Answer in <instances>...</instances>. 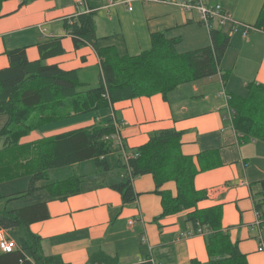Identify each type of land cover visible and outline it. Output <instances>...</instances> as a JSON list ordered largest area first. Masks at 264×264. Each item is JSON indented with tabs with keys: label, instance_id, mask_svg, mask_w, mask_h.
<instances>
[{
	"label": "crops",
	"instance_id": "1",
	"mask_svg": "<svg viewBox=\"0 0 264 264\" xmlns=\"http://www.w3.org/2000/svg\"><path fill=\"white\" fill-rule=\"evenodd\" d=\"M101 1L94 12V29L101 38L100 47L114 46L119 54L135 56L150 49L152 34L164 31L167 38H179L177 52L210 44L209 29L199 21L196 11L188 12L174 3L157 1L111 0L112 4H108L109 0ZM207 3L221 5L235 21L253 27L245 37L241 26L235 32H229L230 25L213 28L229 37V46L219 64L220 71L230 75L223 86L221 102L209 90L213 82L222 83L220 74H216L179 86L168 95V101L160 93L141 96L116 102L105 111L71 115L69 119L76 122L58 130L47 127L49 124L39 126L22 138L21 143L104 124L111 110L128 149L144 145L150 134L161 129L182 132L183 154L196 157L200 152L214 150L219 154L220 165L199 173L194 179L195 188L205 190L207 195L197 207L220 206L222 229L232 242H237L247 264H264V252L258 251V245L264 241V223L255 224L256 212L264 213L260 185L264 179V142H242L232 128L227 105L228 95L240 94L246 83L264 85V31L254 28L264 0H207ZM86 6L89 7L88 0L86 5L75 0H36L22 7L18 0L3 2L0 69L8 66L5 51L25 48L28 61L34 62L39 59L38 43L61 38L64 54L46 63L57 64L64 71L76 70L82 82L96 86L100 74L97 54L89 45L75 48L63 26L65 19L85 13ZM232 77L240 78L238 89H229ZM2 118L4 123L6 119ZM106 160L107 171L98 170L93 160L67 166L83 176L78 193L59 200L51 199L40 189L35 199L24 205L46 203L48 218L28 227L40 237V253L58 257L64 264H89L94 255L101 253L116 258L117 264H190L193 259L206 264L208 255L203 235L192 234L190 224L185 222L188 211L158 218L162 212L161 201L154 194L151 175L132 181L136 200L122 206L120 194L109 185L122 182L124 172L118 167L116 154L107 155ZM88 162H93L94 167L85 171L81 166ZM49 182L48 178L37 183L43 186ZM162 189L174 194L175 184L167 182ZM25 234L22 227L0 229V235L16 240Z\"/></svg>",
	"mask_w": 264,
	"mask_h": 264
},
{
	"label": "trees",
	"instance_id": "2",
	"mask_svg": "<svg viewBox=\"0 0 264 264\" xmlns=\"http://www.w3.org/2000/svg\"><path fill=\"white\" fill-rule=\"evenodd\" d=\"M5 1L0 0V11ZM18 1L19 7H22L36 0ZM101 2L88 0L89 13L63 21L66 34L71 36L75 48L89 45L97 54L100 74L96 86L82 82L76 70L64 71L57 64L46 63L48 59L64 54L61 38H49L38 43L39 59L34 62L28 61L25 48L5 51L8 66L0 69V116L6 119L0 129V184L28 176L27 189L12 194L13 197H25L44 189L51 199L63 200L78 193L83 176L76 172L65 180L37 186V182L48 181V170L93 160L98 170L107 171L106 156L114 153L118 167L124 172V180L109 185V188L120 194L122 206L136 200L132 181L151 175L154 194L161 201L162 212L158 218L188 211L185 222L190 224L192 234L203 235L208 255L206 264H247L237 242H232L229 234L222 229L221 207H197L207 195L205 190L195 188L194 179L199 173L220 165L218 151L200 152L196 157L183 154L182 132L173 128L153 132L147 143L134 149H128L120 137L123 143L121 149L114 139L109 138L115 133L114 119L109 116L101 125L21 143V139L37 126L71 115L105 111L116 102L158 93L168 101V95L181 85L216 74H220L223 84L229 78V73L219 68L229 46V37L219 29L209 30L208 46L187 52H177L179 38H167L166 31L152 34L150 49L135 56L119 54L114 46L100 47L101 38L96 36L94 29V12ZM254 28L264 31V3ZM244 89V94H229L227 98L228 108L232 111V128L242 142L254 139L264 142V85L248 82ZM33 112L36 115L34 122L30 121ZM25 157H28L27 160L34 158L33 167L25 166L26 162L22 165ZM167 182H174V194L162 189ZM260 185L264 200V179ZM5 198L9 197L0 192V200ZM256 207L259 208V205ZM48 216L45 202L0 210V229L22 227L26 230L24 236L17 238L18 241L14 238L18 250L0 252V264H64L58 257L43 256L40 253V237L28 230L30 224ZM261 217L264 220V213ZM89 264H117V261L101 253L94 255ZM190 264L201 263L193 259Z\"/></svg>",
	"mask_w": 264,
	"mask_h": 264
},
{
	"label": "built area",
	"instance_id": "3",
	"mask_svg": "<svg viewBox=\"0 0 264 264\" xmlns=\"http://www.w3.org/2000/svg\"><path fill=\"white\" fill-rule=\"evenodd\" d=\"M78 4L86 5V0H75ZM142 1H157L163 3H174L182 7L185 11H196L199 21L207 27L209 30L213 29L214 27L222 28L226 25H230L229 32H235L238 26L244 28L242 33L243 37L246 36L249 30L253 29L251 26H247L235 21L232 15L226 11L221 5L219 4H208L207 0H142ZM108 4H112V1L109 0ZM91 10L89 7L86 6V12L89 13ZM230 119L232 116V111H229ZM109 117L114 119L113 124L115 127L114 135L109 136L110 139H114L116 141V145L123 148V143H121L120 135H119V123L118 120L114 117L113 110L110 111ZM256 221L255 224L257 226H261L264 223V220L261 217L260 212H256ZM130 224L132 221L129 222ZM143 240V239H142ZM19 247L15 239L10 238L6 235H0V252L2 253H12L18 250ZM258 251L264 252V241H261L258 245Z\"/></svg>",
	"mask_w": 264,
	"mask_h": 264
},
{
	"label": "rangeland",
	"instance_id": "4",
	"mask_svg": "<svg viewBox=\"0 0 264 264\" xmlns=\"http://www.w3.org/2000/svg\"><path fill=\"white\" fill-rule=\"evenodd\" d=\"M227 81H228V79H227ZM227 81H226V83H227ZM226 83L223 84L221 82L219 83L218 81H215V82H213L211 84L212 87L209 88V90L211 92L215 93L217 95V97H219L220 102H221V99H222L221 95L224 94L223 93L224 92L223 86H225ZM239 86H240V78L239 77H236V78L232 77V79H230L229 84H228L229 89H233V87L238 89ZM229 89H227V90H229ZM218 91H220V94H218ZM228 93H229V91H228ZM243 93H244V89L242 90V92H240V94H243ZM233 94H238V93L233 92ZM32 114H33L32 115V119L30 121L34 122V120L36 118V115L34 116V112ZM67 118L68 119H63V120H60L59 122L57 121L55 123H52V124H49L48 126L47 125L46 126L49 127V128H52L54 130H58V129L62 128V126H65V125L72 124V123L76 122V120H74V119H69V117H67ZM2 122H3V118L1 116V118H0V129L2 128V126L5 123V122L4 123H2ZM73 126H76V125H73ZM37 128H38V126H37ZM37 128L33 129L32 131L36 130ZM30 141H32V140L23 141V143H27V142H30ZM250 141H252V140H248L247 143H249ZM254 141H256V140L254 139ZM25 146L30 147L31 145L30 144H25ZM26 149L27 148H25V150ZM25 158H26V160L22 161V165H23V162H26L25 166H28L29 168L33 167L32 163L34 162V158H31V159H28V160H27L28 157H25ZM111 159H114V158L110 157V160ZM28 161H30V162H28ZM19 163H21V161H19ZM81 167H82L83 170L86 171V170H89L88 169L89 167L92 168L94 166H93V162H88L87 164H84ZM76 172L79 173L78 170L73 169V167L64 166V167L48 170L47 171V176L49 178V181L52 182L56 178H66V177L69 178ZM86 183H88V182H86ZM28 184H29V177L28 176L19 177L17 179H13V180L1 183L0 184V192H1V194L5 195V196H8L9 198H5V199H1L0 200V210H2L4 208L13 209V208H17V207H22V206L28 204L29 202H32L35 199L36 195L38 194V192H37L38 190L37 191H33L29 195H27L25 197H20V198H15V197H18V196H14L13 197V195H12V194H15V193H18V192L25 191L27 189V187H28ZM40 184L37 183L36 185L39 186ZM10 198H12V199H10ZM20 230L22 231V229H18V231H20Z\"/></svg>",
	"mask_w": 264,
	"mask_h": 264
}]
</instances>
